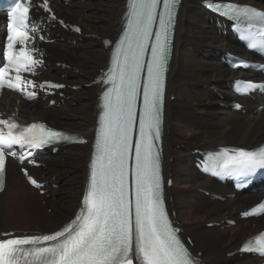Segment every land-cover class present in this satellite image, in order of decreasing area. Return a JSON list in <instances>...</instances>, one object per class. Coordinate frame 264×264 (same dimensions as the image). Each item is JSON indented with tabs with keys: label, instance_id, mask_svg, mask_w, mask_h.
Listing matches in <instances>:
<instances>
[{
	"label": "snow or ice",
	"instance_id": "obj_1",
	"mask_svg": "<svg viewBox=\"0 0 264 264\" xmlns=\"http://www.w3.org/2000/svg\"><path fill=\"white\" fill-rule=\"evenodd\" d=\"M178 2L128 0L127 22L112 52V67L101 81L108 87L101 95L100 126L83 206L61 230L18 236L4 233L11 238L0 239V264H199L178 237L179 229L173 227L166 211L158 148L165 72ZM49 3L43 0L38 7L51 13ZM31 4L32 0H13L9 7L7 42L2 50L5 63L0 67V90L18 91L29 99L37 94L27 91L29 86L63 87L51 82L36 85L21 75H34L43 63L33 55L39 50L27 47L32 34L39 30L30 17ZM221 14L242 20L250 33L245 37L248 47L264 50V11L229 4ZM51 19H57L55 14ZM149 50L150 57L145 60ZM243 87L264 85L249 82ZM69 139L43 123L22 125L14 117L0 118V191L5 187L7 157H15L17 147L28 150L30 157L31 149ZM204 167L214 175L234 176L239 181L264 169V147L255 151L224 149ZM22 171L32 185L40 187L26 169ZM241 250L264 256V232L247 241Z\"/></svg>",
	"mask_w": 264,
	"mask_h": 264
},
{
	"label": "bare ground",
	"instance_id": "obj_2",
	"mask_svg": "<svg viewBox=\"0 0 264 264\" xmlns=\"http://www.w3.org/2000/svg\"><path fill=\"white\" fill-rule=\"evenodd\" d=\"M202 1L183 0L178 19V30L174 43L175 51L168 77L165 107L164 176L167 181L168 179L173 180V186H168V182H166V196L168 194V196L173 197L169 200L167 196V204L173 218L176 217L175 221H179L182 225L179 227L184 229L183 237H193L195 241L193 251L195 253L196 251L204 252L202 257L204 264H247L252 262L250 256H241L239 253L233 254V252L245 238L258 233L262 221L258 220L252 226L249 221H243L240 216L236 215L237 226H231L225 221L224 223L228 224L225 231L221 230V232L207 228V224L209 222H223L230 218L234 207L240 206L238 208H241V205L256 202V196L260 193L243 191L236 193V197L231 196L224 202L219 201L216 193H232V186L229 183L222 184L213 178L204 176L196 167L194 159L197 154L194 151L198 146H204L203 149H205L222 146L226 142L245 143L249 147H256L258 143L263 142L264 109H258V103L259 101L264 103V96L256 95L254 98H240L224 84L225 80L237 78V75L241 72L240 70L232 71L221 64L217 60V52L243 50V47L231 35L230 31L228 34H224L221 27H216L215 21L212 22V14L202 6ZM240 1L253 2L264 7V0ZM127 3L128 0H86L80 6L76 4V7L80 9L77 12L71 5H65L61 3V0H54L55 8H59L65 14L77 13V19L84 25L86 31L90 30L89 33H93L95 37L85 36V38H82L77 33L68 31V34L64 33L62 36L66 40L65 43H58L55 47H53V44L47 45L50 49L47 61L50 66L44 71L43 79L50 80L56 69L58 73L72 74L73 80L77 82L86 83L89 80L90 82L87 84L90 88H86L84 93L96 90L98 94L80 96L77 92L73 93L71 89L70 91L67 90V95L71 92L74 95V101H77L75 107H72L67 100L57 97L61 113L68 115L67 120L64 121H60L57 116H51L54 110L43 100L22 101L18 105L16 94L10 92L4 93L3 98L0 99V110L17 112V109H19L20 115L27 120L42 117L52 122H60L64 126L78 127L77 129L84 134L83 136L89 138L88 143L82 146V152L80 150L74 151L71 148L72 146L59 145L57 153L49 154L56 155L53 158H59V160H61L60 158L68 159L74 156H76V159L82 157L84 160L83 162L79 160L81 163L78 170L71 169V171L69 169L67 174H73L72 177L81 175L84 178L85 176V179L84 182L81 179H74L75 181L72 182L62 177L60 179L56 177V182L64 183L63 186L66 191L63 195H58V191L53 190L51 194L55 198L47 199L36 188L28 184L25 175L21 173L19 165L14 160H10L6 189L0 194V233L15 231L18 236L35 235L38 233L30 232L40 230L42 232L54 231V228H57L58 225L61 226L72 219L73 214L80 206L90 172L86 163L90 162L93 152L92 147L100 116V100L98 97L101 87L94 80L103 69L110 66L113 52V47H106L103 42L101 43V40L103 35L114 40L119 38ZM2 18H4L3 14L0 15V21ZM2 29L4 27L0 25V40ZM48 30L50 32L56 31L54 28ZM70 37L73 38V42H70ZM74 40L76 41L75 44ZM85 42H89V45ZM84 45L87 46V49ZM58 46L70 50L71 53H77V51L86 53L85 51L92 49L89 52L87 51L88 54L91 53L90 61H95L98 64L95 67L100 72H96V70L88 72L81 65V58H77L80 61L79 64L75 63L82 67L78 66L81 68V72L77 68L76 72H78L75 74L67 71L64 67L55 66L52 59ZM244 54L250 55L246 49H244ZM215 89L222 90L225 97L219 99L213 92ZM174 96H176L175 100H173ZM239 98L245 103L246 112L233 110L232 106ZM62 103H65V105H62ZM221 103H223L222 106ZM61 148L67 150L60 152ZM42 155V158H52L48 154ZM45 160L43 161L45 162ZM48 163L50 164L49 161ZM52 166L54 170L56 166ZM50 168H32L31 172L40 174V178L44 180H51L55 175L49 177L48 172L52 170ZM55 172L57 173V170H54V174ZM207 191L212 193L207 195L205 193ZM69 202L72 203L70 208H68ZM59 205H62L60 206L62 208H59ZM47 208H53L54 212L48 213ZM211 234L216 236H210ZM210 244L216 245V249L210 251L205 246H211Z\"/></svg>",
	"mask_w": 264,
	"mask_h": 264
},
{
	"label": "rangeland",
	"instance_id": "obj_3",
	"mask_svg": "<svg viewBox=\"0 0 264 264\" xmlns=\"http://www.w3.org/2000/svg\"><path fill=\"white\" fill-rule=\"evenodd\" d=\"M86 0H72V1H70V2H67V4L68 3H70V4H68V5H71L72 6V8H75V10H77V12H79V10L80 9H78V7H76V4L78 5V6H80V5H82V4H84V2H85ZM261 1V0H260ZM62 3V2H61ZM66 4V5H67ZM201 5V4H200ZM57 11H58V13L60 14V15H62L63 17H65V18H67V19H69V20H71V22L72 23H77V24H79L81 27H82V30L84 31L83 33V35H81L80 37H82V38H85V36H89V37H91V36H93V33H89V32H91L90 30L88 31H86V28L84 27V25H82L81 23H80V21H79V19H77L78 18V15H77V13H74V14H69L68 13V15L67 14H65V12H63V11H61L59 8H57ZM64 14V15H63ZM101 14H103V13H101ZM97 33V32H96ZM99 34V33H98ZM101 36L103 35V34H100ZM103 38H102V40H101V43L103 42V40H104V38H107L105 35H103L102 36ZM61 38V39H60ZM109 38V37H108ZM70 39V42H73V38L72 37H70L69 38ZM68 39V40H69ZM112 41H115L114 39H111ZM65 38H63V37H58L57 38V40H56V42H54L53 43V47H55L56 45H58V43H65ZM78 41V40H77ZM79 41H81L80 39H79ZM76 43V41L74 40V44ZM87 45H89V42H85ZM85 44V45H86ZM84 45V46H85ZM59 47V46H58ZM57 47V51H55V53H53V59H52V63L55 65V66H57L56 65V62H67V64H68V66H69V68H66L67 69V71H71V72H73L74 74L75 73H77L76 72V70H77V68H79V67H81V66H79V65H77V64H79L80 63V61H78L77 60V58H81L82 59V66H84L85 67V69L88 71V72H91V71H95L96 70V72H100V70H98L95 66H98V64L95 62V61H90V57H91V53L90 54H88V52L90 51V50H92V49H89V50H87V51H85L86 53H81L80 51H77V53L76 52H73V53H71L70 52V50L68 51V49H66V48H61V47H59L58 48ZM85 48L87 49V46H85ZM52 51H53V49H52ZM60 52H61V54H60ZM225 51H223V52H217V56H218V61L221 63V61H220V58L222 57V54L224 53ZM81 53V54H80ZM55 54V55H54ZM67 54V55H66ZM76 54V55H75ZM80 55V56H79ZM79 56V57H78ZM64 59V60H63ZM77 62V64H75ZM90 64H89V63ZM93 63V64H92ZM48 64H49V66H50V63L48 62ZM92 65V66H91ZM79 66V67H78ZM94 66V67H93ZM107 67V66H106ZM55 68H57V67H55ZM82 68V67H81ZM81 68H79L80 69V72H81ZM94 68V69H93ZM57 70L55 69L54 70V79H58V80H61V81H63V82H66V83H68V84H75V85H77L78 86V88L77 89H73L72 87H67L66 89H64L65 90V97H64V99L66 100L67 99V102L69 103V104H71V106L72 107H75V106H77V101H74V95L70 92V93H68V95H67V93H66V91L67 90H69L70 91V89L72 90V92L73 93H76L77 92V94H79L80 96H83V95H87V94H92V95H96V94H98V91L96 92V90H93L92 92H87V93H84V91L86 90V88H90V86H88V84L87 83H89L90 81L88 80V81H86V83H84V82H81V81H75V80H73V76H72V74H64L63 75V73H58V72H56ZM50 78H52V77H50ZM52 78V79H53ZM71 79V80H70ZM230 79H233V78H230ZM73 80V81H72ZM225 80V79H224ZM229 79H227V80H225V82H224V84L225 85H227L226 83H227V81H228ZM226 88H227V86H226ZM78 90V91H77ZM82 92H81V91ZM214 94L215 95H217L218 97H219V99H222V98H224V93H223V91L222 90H219V89H215L214 91ZM72 99V100H71ZM176 99V96H174L173 97V100H175ZM47 103V102H46ZM62 105H65V103H62ZM60 106V105H59ZM59 106L58 105H53V110H54V112L51 114V116H53V117H58V118H60V121H64V120H67V118H68V115H64V113H61L62 111H60V109H59ZM222 106V105H221ZM248 113V112H247ZM72 115V114H71ZM39 118H42V117H39ZM42 119H44V120H46V121H48L51 125H55L56 127H59V128H61V129H63L65 132H68L69 134H71V133H74V134H82L80 131H79V129H77L78 127H74L73 128V126L71 125V126H64L63 124H61L60 122H52L51 120H49V119H47V118H42ZM82 135H84V134H82ZM226 144H231V145H236V146H239V145H242V146H249L248 144H245V143H239V142H226ZM72 146V147H71ZM70 147L71 148H73L74 149V151H79L80 150V152H82V146L81 145H71ZM83 146H85V145H83ZM217 146H215V147H209V148H216ZM204 148V146H198L197 147V149H203ZM63 150H67L66 148H61V151L60 152H62ZM59 152V153H60ZM59 155V154H58ZM48 156L49 157H51L52 155L51 154H48ZM56 156V155H55ZM55 156H52V158H47V157H44V158H42V160H45V159H47V160H45V162H46V164H47V166H43V168H45V169H48V167L50 168V169H52L51 171H49L48 172V174H49V177L51 176V175H55V177H54V180L56 179L57 180V178L56 177H58V179H60L61 177L63 178V179H65V180H69V181H75V180H78V179H81V180H83V182H84V179H85V176H84V178H83V176H81V175H79V177H72L73 176V174H67V171H69V169L71 170H78V167H80V163L81 162H83V158L82 157H80L79 159H76V156H74V157H72V158H68V159H62V158H60L61 160H59V158H53V157H55ZM50 159V160H49ZM65 160V161H64ZM81 162H80V161ZM48 161L50 162V164L48 163ZM59 161V162H58ZM44 162V161H43ZM44 162V163H45ZM53 163V164H52ZM48 164H49V166H48ZM52 165H54V166H56V167H54V170H57V173L55 172V174H54V170H53V166ZM85 165V164H84ZM86 165H88V163H86ZM71 170V171H72ZM34 175L35 176H41L40 174H38V173H34ZM77 178V179H76ZM75 179V180H74ZM56 180L53 182V183H51V184H49V185H47L44 189L46 190V192L45 193H41L42 194V196H44V197H46L47 199H51L52 197L53 198H55L54 197V195L53 194H51L52 193V191L53 190H57L58 191V195H63V193L66 191V188H64V183H59V182H56ZM167 180V179H166ZM168 182V181H167ZM56 183V184H55ZM54 185H58L57 187H55ZM49 186H51L50 188H49ZM54 188V189H53ZM40 190H38V192H39ZM167 196H168V194H167ZM171 198H173V197H170V196H168V199L170 200ZM73 201V200H72ZM226 203V202H225ZM69 207L68 208H70V206L72 205V203L71 202H69ZM245 205H248V204H245ZM245 205H241L242 207L241 208H238V207H240V206H237V208H235L234 207V209H233V212L230 214L231 216V218L232 219H234L235 220V216L236 215H238V210H240V209H242L243 208V206H245ZM60 206H62V205H59V208H62V207H60ZM236 209V210H235ZM47 212L48 213H53L54 212V210H53V208H47ZM171 212H172V210H171ZM211 220V219H210ZM179 222V221H178ZM252 226H253V224H256L257 222H249ZM227 224L228 223H223L222 224V221L221 222H219V225H214V226H212V227H210V229H213L214 231H216V232H221V230H223V231H225V229H226V226H227ZM177 225H180V223H177ZM232 225V224H231ZM62 226V225H61ZM180 226H182V225H180ZM233 226H237V225H233ZM60 227V225H58L57 226V228H59ZM251 227V226H250ZM57 228H54V230H56ZM208 228V227H207ZM53 231V230H52ZM40 232H42L41 230L40 231H35V232H30V233H40ZM213 234H211L210 236H212ZM213 236H216V235H213ZM188 237V236H187ZM187 237H185V239L187 238ZM190 237V236H189ZM191 238V240H192V242H193V246H194V243H195V241H194V239H193V237L191 236L190 237ZM209 241V240H208ZM211 245V244H210ZM205 246H207L208 248H209V250L210 251H213V250H215L216 249V245H211V246H209V245H205ZM240 246V245H239ZM238 246V247H239ZM195 247V246H194ZM237 249H239V248H237ZM200 251H196V253L195 254H198ZM203 254H204V252L203 251H201V253H199L198 255L202 258L203 257ZM202 255V256H201Z\"/></svg>",
	"mask_w": 264,
	"mask_h": 264
}]
</instances>
